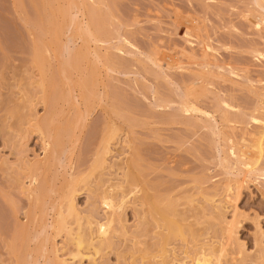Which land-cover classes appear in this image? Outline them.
<instances>
[{
	"label": "rangeland",
	"instance_id": "374dc122",
	"mask_svg": "<svg viewBox=\"0 0 264 264\" xmlns=\"http://www.w3.org/2000/svg\"><path fill=\"white\" fill-rule=\"evenodd\" d=\"M80 1L74 0V3ZM64 3L65 0H0V264H61L58 263L61 259L65 264H76L78 259L69 260L66 257L71 246L65 243L64 233L50 232L46 228L50 213L51 216L53 213L51 206L54 204L55 207L57 203L55 197L58 188H61L63 180L69 175L72 176L73 179L69 177L68 180L72 179L75 183L72 204L80 218L78 222L82 226L84 217L91 215L89 219L92 222L88 221L91 222L89 226L92 230L93 223L100 222L105 214L97 201V194L107 188L111 196L117 197L118 193L129 189L127 182L122 181V173L126 169L125 172L130 169L133 183L138 187L134 197L127 196L130 200L125 199L127 202L117 216L120 226L128 235L119 237L110 234V247L102 249L96 256L92 255L94 264H154L160 258L164 259L161 261L163 264H189L187 260L193 256L199 244H207L210 248L221 241L225 244L222 246L219 264H264V126L247 119L248 114L253 113L254 106V109L261 107L255 95L264 90V26L255 29L250 25L251 17L247 16V12L257 13L259 10L257 11L251 0H102L97 9H91L92 11L87 2L84 9L79 6L77 9L83 16L75 13L72 10L74 8L69 10V23L72 25L79 19L90 21L96 10L99 13L96 14L99 21H96L100 24V32L105 39L95 45L87 42V53L83 58L85 60L76 62L73 69H64L63 64L72 52L70 50L76 49L79 41L74 38L70 43L67 38L69 23L66 30L57 34L56 40L52 41L48 35V31L56 24L61 25L60 21L58 23L56 10L65 8ZM107 11L110 18H106ZM90 22L93 23V20ZM184 28L189 34L183 32ZM200 44L208 45L209 51H204V55L201 53ZM91 50L97 58L92 56ZM148 55L162 63L167 57L173 63L165 68L159 61L160 67H157L147 61ZM104 56L114 65L110 67L111 70H105L101 66ZM86 64L94 67L96 92L102 91L104 96L95 98L89 104L88 114L80 120L79 117L75 119L82 106L79 100L76 99L75 103L77 114L67 104L57 100L56 92L61 83L58 69L63 67L61 72L65 74L66 71L68 77L74 79L77 74H86ZM197 71L198 74L202 73L201 78L203 75L205 78L199 86L202 87V95L197 97L196 107L202 113L208 114L206 118L200 115L183 116L176 109V100L181 96L184 86L189 85L192 80L195 81L194 75H197ZM47 74L50 75V81ZM39 76L41 84L45 79L48 80L45 83H49V86H42L44 89L51 88L48 89L50 95L40 92V86L37 85ZM74 88L72 94L75 96ZM41 93L42 96L47 95L44 100L48 95L47 100L53 98L48 102L54 106L55 112L51 116V123L45 125L47 128L42 127V132L58 126L61 122L63 124L62 119L68 120V124L70 119L75 122L69 126L65 122L68 130L73 126L70 127L71 136L67 140L64 136L69 131L63 134V141H67H62V148L55 151L54 159L44 169L48 190L42 197L41 205L38 203L42 209L40 221L44 227H37L28 214L31 207L27 208V205H31V202L27 203L20 194L19 187L20 183L26 184L23 173L25 161L41 155V142L39 144V136L34 133L33 123L45 113L46 101L42 100L45 103H41ZM220 100L233 106L228 110L223 108L227 112L224 118L225 121L228 120L226 123L219 120H223L219 117L222 108L217 102ZM110 108L118 111L120 109L121 114L115 110L114 113L119 114L115 115L113 109L111 113ZM224 110L221 112L224 113ZM60 127L62 129L64 124ZM110 128L115 129V134L112 133L114 135L111 136L107 132L111 138L104 141L105 146L99 141L103 136L109 138L104 133ZM218 131L224 133L223 136H229L236 144L238 141L248 145L251 141L256 142L260 152L253 169L242 180L239 175V183L227 195L222 194L221 184L225 178L233 175V171L217 164L221 149L226 145L219 140ZM102 144L106 149L105 153H100L103 155V165L98 166L101 168L97 167L90 175H85L88 176L86 179L82 177L84 180H79L78 177L86 172L89 163L94 160L93 153L103 151L101 147L98 150ZM223 150L225 154L226 148ZM131 159L135 161L133 166H130ZM81 181L83 182L80 183ZM120 183L122 191L114 187ZM110 186L112 189H109ZM139 189L143 191V196H149L146 199L154 202L158 209L167 208L168 203L172 204L171 208L175 212L182 213L183 220L180 225H188L194 234H198L197 237L184 235L181 241L168 240L167 246L163 247L164 257L150 258L156 249V246L153 247L156 243L155 235L163 230L153 231L149 224L144 228L145 232H141L144 229L137 232L136 228L140 225L136 227L135 222L140 212L146 208L138 206L137 197L141 195ZM207 196L212 197L213 204L222 202L221 215L225 218L224 221H231L232 234L226 236L219 225L214 223L216 221L211 222L206 217L205 210L202 211L207 218L205 221L202 213V218L199 217L201 219L192 221L190 211H185L202 204L200 197L204 201ZM181 197L191 200L190 206L186 207ZM90 200L94 205L91 202L92 205L89 206ZM131 202L134 203L133 206ZM232 209L234 211L230 212ZM171 219L178 221L175 217ZM65 223L67 228L74 230L70 218ZM20 226L23 234L16 233ZM84 228H81L82 231ZM52 233L56 234L53 236ZM37 239L38 242L40 239V246L43 243V252L39 255L37 254L40 250L36 251L38 245L35 246ZM135 241L142 245L145 252L141 253H147L145 256L140 255L143 258L139 257L140 246H134ZM33 246L37 256L33 251L30 254L31 260L25 259L27 248L31 249ZM50 246H53V253L49 250ZM84 257L77 264H89V260L86 261Z\"/></svg>",
	"mask_w": 264,
	"mask_h": 264
},
{
	"label": "bare ground",
	"instance_id": "6f19581e",
	"mask_svg": "<svg viewBox=\"0 0 264 264\" xmlns=\"http://www.w3.org/2000/svg\"><path fill=\"white\" fill-rule=\"evenodd\" d=\"M81 1L79 3L78 2L74 3V0H73V2H72V0L71 1L70 0H65V2H66V3H64V4H66V5H64L65 8L59 9V10L57 9L56 10L57 11L56 14L58 13L57 16L59 18L58 19V23L61 22V25L60 24H58V25L56 24L54 28H51L50 27L51 29L48 31V35L52 39V41L53 40H56L57 34H59L62 30H66V28L68 26L67 24L70 21V19H69V10L71 8H74L72 10H74L75 13L77 12V13L81 14V16H83L82 15V12L77 10L78 9V6L84 9L85 3L88 2V4H90V6L92 7V8H90V10H91V9H97V6L102 2V0H85L86 2H81ZM251 1L253 3L254 7L257 9V11L259 10L260 12L259 11L258 12L256 11L257 13H255V12H251V13L250 12H247V14L249 13V15H247V16L251 17L252 23L250 25H252V27H255V29H258L259 26H262V27L264 26V0H251ZM70 12L72 13V11H70ZM95 12H96L97 15L99 14L98 11L95 10ZM95 12H93V14ZM96 14L94 16H92L94 19L93 18L90 19V21L93 20V23H91L87 19H85V20L84 19L83 20H80L79 19L78 21L76 20V21H74L72 23V25L69 23L70 24V27L68 26L67 38L69 39L70 43L72 42L71 40H73L74 38L78 39V41H79V45L78 46L79 47L77 46L76 49L75 48H72V50H70L72 52L69 51L71 53V55H70V53L68 54V56H67L68 59H66V61H68V62L65 61V63L63 64L64 65L63 66L64 69H66V68H69V69L72 68L73 69V68H75L76 62H78L81 59H82V61L85 60V59L83 60V58L86 57V56H84V54L87 53L86 52L87 51V42L90 41L93 45H95L96 43H100V42H103L104 41L105 38L102 36V34L100 32L101 31L100 30V24H98V22L96 21V20L99 19V17L96 16ZM107 14L108 15H106V18H107V16H108V18H110V15H109L108 11H107ZM95 17L96 18L98 17V18L95 19ZM49 25H50V23H48V26ZM53 26L54 25H52V27ZM184 29L185 30L183 32L186 33V34H189L188 32H185V31H187L186 28H184ZM200 46L202 48V50H201V53L202 54L204 53V51H209L208 50V45H206V44H202L201 45L200 44ZM53 49H54V47H53ZM114 49L116 51H118V49L116 47H114ZM91 51H92L91 52L92 53V56L95 57V58H97V55H95V52L93 50H91ZM205 55H206V53H205ZM39 57H40V54H39ZM146 58H147V61H149L154 66L157 65V67L158 66L160 67V64H161V66L164 65L163 67L166 68L167 66L169 67L170 64L172 65V63H173V62L171 63L170 60L167 57L164 58V60L167 61V63H165V61H163V63H162L161 60H159L160 61V64L158 63L159 61L156 60L157 58L154 57L155 58L154 59L152 57V55H148ZM108 60L109 59L105 58V56H104V61H102V63H101V66L105 70H111V68L114 66V65H112L110 63V60L109 61ZM58 65H56V66L58 67ZM61 65H62V63L60 61V66ZM86 65H88V67L86 66L87 67L86 74H77L76 75V78H74V79H70L68 77V74H66V71H65V74L63 72H61V70L63 71V69H62L63 67H59V69L57 68L58 71H60L59 80L61 82L60 83L59 80H58V83H60L59 86L61 88L59 87L58 92H56L57 93V100L60 103L62 102V104L63 103L65 105L67 104V106H68L69 109H72V111L74 110L73 113L76 111L74 114H77L78 113L77 112L78 110H76L77 108L75 107V103H76L77 100H79V102H81V105H82L81 106V110L76 115V117L75 116L74 117H75V119L79 117L80 120L81 119L83 120V116L85 114H88V111L90 109V105L89 104H91V102L95 98L97 99L99 95L100 96H104V94H103L102 91L101 92H99V91L96 92V82L97 81L95 80V76H94V67L91 66L90 64H86ZM110 65H112V66H110ZM202 65H204V64L202 63ZM202 65H201V67H203ZM205 66L206 65H204V67ZM195 74H197V75H194L195 76L194 77L195 79L193 78L195 81H193L190 78L192 80V82H190L189 85L184 86L183 92H182V94H180L181 96H179V98L176 100L177 101L176 102V109L179 112V114L180 115H183V116H189V117L190 116H193L194 117V116L200 115V116H203V117L206 118V117H208V114L207 113H202L199 110V108L196 107L197 106L196 105L197 97H199L200 95H202V93H201L202 92V89H201L202 87L199 88V86H200L201 81L205 77L203 75V78H201L202 77V73H199L198 74V71ZM203 74H205V73H203ZM206 74H207V72H206ZM39 75L41 76V74H39ZM48 75L49 74H47V78H48ZM56 75H57V78H58V74H56ZM40 76H39V81H38L40 84L37 82L38 83L37 85L40 86L39 87L40 92H42L43 94L45 93V94H49L50 95V92H49L48 89H51V88L50 87L47 88V89L45 88L46 90H48L47 93L45 92V89L43 88L44 86H46V87H47V85L49 86V83L47 84L45 82L48 81L50 78H48V80L45 79L46 81L45 80H44V82L42 81V84H41L40 78L43 76V74H42L41 77ZM49 77H50V75H49ZM43 84H44V86H42ZM40 88H42V89H40ZM73 88L75 89L74 91H76L75 92L76 93L75 96L72 94V89ZM60 89H62V90L60 91ZM43 90H44V92H43ZM42 93H41V96H42ZM49 95H48V97L45 100H44V97L47 96V95H43L42 97L40 96L41 103H43V104L45 103L42 100L46 101V106L42 104L43 106H45L44 107L45 108V113H46V114L44 113L45 116L43 115V117H41V118H37V119L35 118L37 120V122H33L34 123V130H35L34 133H37V136H39L38 137V139L40 140V141L38 140L39 141V144L41 142V144H40L41 147L39 148V150L41 149V155L39 156V158H34V159L30 160L31 162L30 161H27V162L25 161V164H23V165H25L24 168H23V171H24L23 173H24V179L26 180V182H25L26 184L20 183V187H19L20 194L25 198V200L27 201V203L31 202L30 203L31 205H29V204L27 205L28 206L27 208H30L31 207V209L29 210V213L28 214L30 215L31 220L32 221L34 220L33 222L36 225H38L37 227L43 226V224L40 221L42 209H40V206L38 205V203L40 202V205H41L42 197L45 196V194H46V192L48 190V183H47V180L45 179L44 173H43L44 172V169L48 165V163H50V161L54 159V157H55V155H54L55 151L58 150V149H61L62 148L61 145H63V143L69 139V137L71 136L70 133H71V130H72V128L70 130V127H73V126H70L69 127V130H68V127H67L68 120L62 119L63 124H64V127H67V129H65V131H63L64 130L63 129L64 127L62 129L60 127V126L63 125L62 122H61L62 125L61 124H58L59 127L58 126H56L57 128L54 127L56 129L49 128V129H47V131L42 132V127L47 128L45 125L46 124L49 125L51 123V116L55 113L54 112V106H52L51 104L49 105L50 102H48L49 100L52 101L53 98L47 100L49 98ZM255 96H256L255 98L258 101L259 105L262 108H264V90H263V92L261 91V93H259V94L257 93V95H255ZM55 99H56V96H55ZM217 103L219 104V105L217 104L218 106H221V108H222L221 111L224 110V109H227L228 110L229 108L233 107V106H230L229 103H227V102H225L223 100H220ZM54 104H55V101H54ZM47 105L51 106V108L49 106L47 107ZM254 107L252 108L253 109L252 110L253 113H249L248 114L249 117L247 116V119L249 118L248 119L249 121L254 122V123H260V124H262L264 126V114H262V112L264 113V110L262 111L261 110L262 109L261 107L260 108L257 107L258 109H254ZM110 109H111L110 110L111 113H112V109H113V113H114L115 110L118 111V109H116V108H115V110H114V108H110ZM221 111L219 112V114H220L219 117L221 116L223 118V120L222 119H219V120H221L220 122H223L224 121L226 123L228 120L225 121L224 118L226 117L225 114L227 112H225V110H224L223 111L224 113H222ZM118 112L121 114V110L120 109H119ZM114 114L117 115V116L119 115V114H116V113H114ZM221 114L224 115V117ZM44 117H45V119H43ZM73 121L75 122V120H71L70 119V122H69L68 126L70 124H73L74 123ZM65 122H67V124H65ZM113 129L114 128H112V129L110 128L108 131H106V133H104V135L106 136V135H108V133L111 135L112 133H114V130L115 129L114 130ZM61 130L63 132H61ZM110 130H112L113 132H111ZM43 131H44V129H43ZM68 131H69V133H68ZM60 133H62L61 134L62 136L60 135ZM64 133L65 134L68 133L66 136H64L65 138H67V140L65 139V141H63V138H64L63 137V134ZM114 134H112L111 136H113ZM222 134H224V133H222ZM222 134L219 131L217 133V135H219V140L221 142H224L226 144L225 147H223L224 149L226 148V152L224 154L223 153L224 152L223 148L221 149L222 150L221 151L222 153H221V156L218 159L217 164L220 165V167H222V168H226V170L233 171L232 172L233 173V175H232L233 177L230 175L231 179H230V177H228L227 179L225 178L224 182L221 184V188H222L221 191H223L222 194L224 193L225 195H227L231 190L235 189L236 186H237V183H239L238 182L239 179L237 177L240 175L239 178H240V180H242L243 177L245 178V176L253 169V167L257 163L256 161H257V158H258V155H259L260 152L258 150V145H257L256 142L251 141L249 143V145H248L246 143L244 144L243 141H242L243 143H240V141H238V143H237L238 145H237L236 143H234L235 141H231L232 139L230 140V137L229 136H228L229 137L228 138L225 135L223 136ZM110 135L107 136L109 138H106V137H104L102 135L104 138L101 137V139H100L99 142L104 144L107 141L106 139L109 140L111 138ZM102 139H104V140L102 141ZM62 141H63V143H62ZM103 144L101 146L99 145V149H98V150L103 149V151L101 150V152H100V151L97 150L99 155L96 154L97 152L96 153H93L95 157L93 156L92 160L93 159L94 160L92 161V163H89L90 166L88 165L89 167H87L88 169L86 168L87 169L86 172L81 177H78L79 180H84L83 178L88 177V176H85V175H88V174L90 175L91 172L92 171H95V169H97L98 166H100V165L102 166L103 165L102 163H104V162H103V160L101 158V155L102 154L100 155V153H102V152L105 153L106 152V149L103 148ZM100 147H101V149H100ZM256 149L258 150L257 152H256ZM104 150H105V152H104ZM98 157H100V158L98 159ZM133 157L135 158L136 156L134 155ZM133 157H132V159H133ZM129 161H130V159H129ZM20 162H22V161H20ZM134 162L135 161L132 160V162H131L132 165L129 162L130 166L135 165ZM21 167H23V166H21ZM125 171H124V173H122V176H123L122 181L123 182H127V186H129V189L126 188L127 190L126 191H123V192H120L119 191L120 192V193H118L119 195H117V197H115V196H111V194H109L110 192L107 191L108 189L105 188V191H100L99 194H97L98 197L95 196V197H97V201L99 202L100 207H102L103 210H105V214H103V218H102V220L100 222L93 223V226L94 227H93L92 230H91V227L89 226V225H91V222H92L91 221V218L89 219V217L91 215L88 214L89 216H85V215H87V214H85L84 215L85 217L83 216L84 219L83 218L82 219L84 221L83 222L84 224L82 223L83 224L82 226H80V224L78 222V219H80V218H78V214H76V211H75V209L73 207V204H72V202H73L72 201V199H73L72 196H74L73 193L76 191V190H73V189H75L74 186H73V185H75V183H73L74 180H72L73 179L72 176L70 177V175H69V177L72 178L71 179L72 181L71 180H68V178H69L68 176H67L68 177L67 179H65V180L62 181L63 183H62V185H60L61 188L59 187L60 190L58 188V191L56 192L57 194H56V197H55L56 198L55 203L56 202L57 203L55 204V207L53 206L54 204L51 206V208L53 207L52 208L53 209V213H52V216H51V213H50L49 222L46 225V228L48 227V229H50V232L51 231H53V232L55 231L56 233H59L60 231H62L64 233L63 234V236H64L63 238H64L65 243L68 246L69 245L71 246V250L68 251L67 256H66V257H68L69 260H71V259L72 260H75V258H76V260L78 259L77 261H79L80 258H82L83 256H85L86 257V261L89 260L88 262L90 264L94 260L93 256L95 254L97 255V254H99L100 251H102V249H107V247H110L109 246V245H111L110 244L111 241L109 240V237H111L110 234H112L114 236L128 235L127 233H125V231L123 230L122 226H120V224H119V218L117 216L119 215V211L121 209H123L124 204L127 202V201H125V199L126 198L129 199V197H127V196L132 195V197H134L133 195L136 193V191H138V189H137L138 187L136 186L137 184L135 185L133 183L134 182L133 181L134 178L132 177L133 175L131 176L130 169L127 172H125ZM262 176H264V175H262ZM194 179H195V177H193V182H194ZM70 182H72L73 184H71ZM76 182H78L77 177H76ZM82 182L83 181H81L80 183H82ZM121 186H122L121 183L114 185L115 189H118V190H121L120 189ZM111 187L112 186H110L109 189ZM49 190H50V187H49ZM96 191L98 192V190H96ZM139 193L141 195L139 194L140 197L139 196L137 197L138 198V206L140 208L141 207H146V208L143 211L140 212V215L141 216L139 215L137 217V222H139V224L137 222H135L137 225L134 224V225H136V227L138 225H140V227L138 226L137 228L134 226L136 228L137 232H139L138 231L139 229L140 230H142L144 228L146 229V226H148L149 224H151V226L153 228V231L155 229L160 230V231L163 230V232H160V234H156V232L155 233L153 232L154 234H156L155 235L156 238L154 237L156 243L153 244V247L155 248V246H156V249L153 250L154 251V255L153 256L151 255L152 253L150 254L152 256L150 258L156 257L155 259H159L161 256L164 257L163 256V255H165L164 254L165 253L164 252L165 251L164 248L167 246L168 240H172V239L178 240L179 239V241H181L185 237L184 235L191 236L192 238H194V236L197 237L198 234H196V232L194 234L193 231L190 230V228H189L188 225L187 226H186V224H185V226L180 225V221L183 220L182 213L181 212H175V210H173L171 208L172 204H169L167 202L168 203L167 204V208L166 207H162L163 209H158L156 207L157 205H155L154 202H150L149 201L150 199H146L149 196H143L144 193H143V191L141 192L140 189H139ZM213 194H214V192H213ZM93 196H94V193H93ZM184 196L185 195H183V197ZM200 196H203V194L200 195ZM219 196H221V194ZM232 196L234 197V195H232ZM183 197H181V198H183ZM164 198H167V197L164 196ZM200 198L202 199L201 201L203 202L202 203L203 205L206 204L204 202H208L205 205V207L207 209L205 207L201 206L202 204H198L199 206L198 205L197 206H194V207L192 206V208H190L191 210H189V209L188 210H185V211H190L189 213H190V217H192L191 218L192 221L194 219L195 220L197 219V221H198V219H201L202 218V215H203L202 211L204 212V210H205L207 212V213L205 212L206 213L205 214L206 217L211 222L216 221L214 223L216 225L218 224L220 230L223 231V233H225V235L227 236L230 233V227L232 226V223H231V221H224L225 218H223L222 215H221L222 214L221 207L223 206V205L221 206L222 202H220L221 204L220 203L218 204L217 202H219V201L216 200L217 202H214V204H213V201H211V198L212 197H210V196L204 197L205 198L204 201H203V197H200ZM153 199H156V197L153 198ZM183 200H184L183 203H184V205L186 207L187 206H190L191 200H189L188 198L187 199L186 198H183ZM91 202H92V200H90L89 206H91L93 204V202H92V204H91ZM131 203L130 204L133 206L134 203L133 202H131ZM183 203H182V205H183ZM207 205H209V206H207ZM223 211H224V209H223ZM232 211H234V210L232 209L230 212H232ZM26 212H28V211H26ZM90 212L91 211H89V213ZM201 213H202V215H201ZM25 214H27V213H25ZM205 215H203V217H204L203 220L204 219H207V218H205ZM230 215L232 216V213ZM231 216H230V218H231ZM172 217L173 218L174 217L177 218V220L179 221V223H178V221L177 222L173 221L171 219ZM199 217H201V218H199ZM67 218H70V221H72V223H73V225L75 227L74 230H70L69 228L66 227V226H68L66 224L67 222L65 223V220ZM88 220H90L91 222L88 221ZM120 222H121V220H120ZM65 224H66V226H65ZM112 224H115V226H117V227L115 228V226L112 225ZM141 225L143 227H141ZM84 227L86 228V230H85ZM81 228H84L83 231H82ZM20 229H21V226L19 228V232H17L18 231V228H17V231H16L17 234L18 233L19 234H23L24 231L22 232ZM145 229H144V231H141V232H145L146 231ZM22 230H24V229H22ZM89 230H91V231L89 232ZM84 231L85 232L88 231V233H85ZM56 233H52V235L54 236ZM230 234H232V233H230ZM20 238H21V236H20ZM21 239H23V238H21ZM226 239H229V238H226ZM36 241H37V243L34 242L35 243V246L37 244L38 247H39L40 246L39 245L40 239H39V242H38V239ZM41 241L43 242L44 239L41 238ZM196 241H197V238H196ZM43 243L41 244L42 246H40L39 249H37L38 247L36 248V251L37 250L38 251L40 250V253H38L37 255H39V254H41V252H43ZM134 243H136L134 246H136V245H137V247L140 246L138 242L135 241V242H133V244ZM182 243L185 244L184 241H182ZM186 243L187 244H190V243H188V241ZM193 244H195V243H193ZM223 244H225V243H222V241H221V243L220 242L219 243H216V245L214 244L215 245L214 247L212 246L214 248L213 249L212 247H210V244H209V247L210 248H208L207 247L208 246L207 244H204L205 247L204 246H200V245H202V243H201V244H199V246H197L198 248L196 247L198 251L196 250V252H193V256L191 255L192 253H190V255H191L192 258L190 257L191 259L189 258V260H187V261L189 262V264H190V262H191V264H219V257L221 256V253L223 251V247H222V246H224ZM35 246H33L31 249H29V248L26 247L27 248V252L25 251L26 254H25V256L23 255L25 257V259L27 258V259H30L31 260L30 254L33 251L35 252ZM228 246H229V244H228ZM24 247H25V245H24ZM52 247L50 246V248H49V250L52 251L51 253L54 252ZM100 248H101V250H100ZM129 248H130V246H129ZM139 248H140L139 249V252L140 253H141V251H144L142 249V245ZM144 248H145V250L147 249L146 246H144ZM19 249L21 250V247ZM189 249H191L190 246H189ZM192 250H194V249H192ZM82 251H84L85 253L82 252ZM88 252L90 253V255H89ZM144 252H142V253H144ZM36 253L37 252H35L34 255H36ZM142 253L139 254V257H140V255L141 256H145L147 254V253H145L143 255ZM184 254H186V253H184ZM226 256H228V255H226ZM85 257H84V259H85ZM92 258H93V260H92ZM140 258H143V257H140ZM186 259H188V258H186ZM163 260H164L163 258H162V260L160 258V261H158L157 263H154V264H159V263L160 264H163L161 262ZM77 261H76V264L78 263ZM58 263L63 264L64 262H62V259H61L60 261H58ZM54 264H56V263H54ZM92 264H94V262H92Z\"/></svg>",
	"mask_w": 264,
	"mask_h": 264
}]
</instances>
